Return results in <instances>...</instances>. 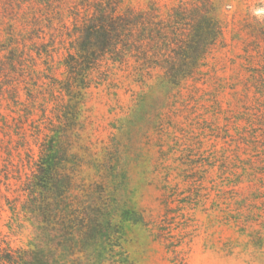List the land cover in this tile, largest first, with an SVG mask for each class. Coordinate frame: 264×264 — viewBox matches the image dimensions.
<instances>
[{
	"label": "rangeland",
	"instance_id": "374dc122",
	"mask_svg": "<svg viewBox=\"0 0 264 264\" xmlns=\"http://www.w3.org/2000/svg\"><path fill=\"white\" fill-rule=\"evenodd\" d=\"M98 2L145 13L154 67L97 51L86 80L71 73L95 42L78 29ZM210 16L216 40L172 83L157 64L190 29L208 37ZM68 92L82 114L62 126ZM60 127L82 179L121 216L116 252L99 248L96 264H264V0H0V240L13 247L36 240L22 186Z\"/></svg>",
	"mask_w": 264,
	"mask_h": 264
},
{
	"label": "trees",
	"instance_id": "16d2710c",
	"mask_svg": "<svg viewBox=\"0 0 264 264\" xmlns=\"http://www.w3.org/2000/svg\"><path fill=\"white\" fill-rule=\"evenodd\" d=\"M103 6L98 2L99 14L90 21L92 24L85 22L78 29L94 36L95 42L88 38L76 49V56L70 58L71 73L84 71L86 80L91 67L87 72L84 63L88 58L94 59L97 51H115L119 61L134 53L142 54L146 57L144 65L154 67L147 58L151 25L145 13L129 8L117 14L113 3ZM206 24L208 37L190 29L184 40L176 42L166 62L157 64L168 79H176L172 83L179 84L191 75L216 40L218 26L214 19L210 16ZM71 92L67 94L72 101L56 114L62 126L80 122L82 104ZM67 133L63 127L53 129L49 138L40 142L38 154L34 152L28 159L31 172L26 173L22 187L26 207L35 215L37 237L27 247H13L0 240V264H96L94 253L99 248L109 256L116 252L114 241L121 228V216L106 202V197L95 196L82 179L78 153L62 141Z\"/></svg>",
	"mask_w": 264,
	"mask_h": 264
}]
</instances>
